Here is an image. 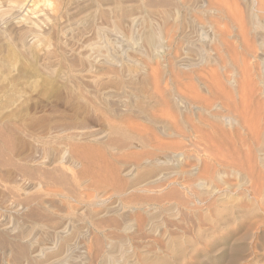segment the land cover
Returning <instances> with one entry per match:
<instances>
[{
    "label": "rangeland",
    "instance_id": "obj_1",
    "mask_svg": "<svg viewBox=\"0 0 264 264\" xmlns=\"http://www.w3.org/2000/svg\"><path fill=\"white\" fill-rule=\"evenodd\" d=\"M148 1L0 0V24L2 23L0 30L3 32L0 31L2 34H0V134L6 135L8 142L5 145L0 139V264H264V225L262 226L264 204L262 205V203L260 204L259 201H256L260 199L258 195H245V190L248 188L249 183H241L244 179L248 181L252 178L250 185L252 188L254 187L253 190L257 188L258 190H254L256 193H264V87L259 82L258 62L256 59L248 57L238 47L242 43V41L240 42L242 36H239L238 31L236 32L235 28L231 27V23L226 22V32L224 34L232 36V39L227 37L223 40L227 41L225 42L227 45H219L221 43L216 44L219 32L214 33V30L211 29H215V27L221 28L222 24L219 26L212 24L213 28L210 29V26L207 25L211 24L204 21L202 11H192L195 15L192 12H183L178 17L176 16V19L174 15L172 18L173 21L175 19L176 23H174L175 21L172 22V18H169L170 21L163 25L160 17L162 10H168V8L172 10L175 7L173 3H177V0H166L167 3L164 0H157V3H151V1L156 2L155 0ZM222 1L224 2V4L221 2L223 5L226 2L227 4L229 3L227 6L225 5L226 9L232 11L234 10L233 8H236V11L238 8V12H232L237 13V16L239 15L237 18H241L239 13L241 12L243 16L242 22L244 20L243 24L248 30L245 17L250 10V0H248V3L245 0ZM245 2L248 6H246L247 4L245 5ZM147 3L151 4V8L146 7ZM158 3L160 6H158ZM162 3L164 4L161 5ZM154 4L157 6L154 7ZM14 5H26L25 10L20 12L21 14H11V9ZM164 5H166V9H164ZM156 7L160 8L156 10ZM105 12L106 14H104ZM117 14H122L123 17H126L122 20L123 17L120 18ZM153 14H155V17H153ZM198 17L203 19L202 23ZM130 18L135 22H131L132 25H129L131 24ZM148 18L150 21H148ZM180 18L183 22L184 19H188L184 23L189 22V25H185L187 28L189 26V30L190 23L191 26H196L194 35H197L195 37L197 41L195 47L201 42V45L199 44L197 48H207L206 50L204 49L205 52L207 51L205 53L207 55H203V57H207L200 58L198 53H191L192 49L187 45V41L185 40L184 43L179 40L177 34H174L171 42L167 39V34L164 33L166 36L163 35L165 38L163 37L162 50L161 48L157 49L159 54L157 53L158 51H153L144 45L143 38L146 36V31L149 32L154 26V28H157L160 25L165 26L164 32L167 29L171 31L170 27L174 24L177 25ZM193 18L196 20H194V23H192ZM128 19L130 21H127ZM189 19H192V22ZM211 19L217 20L216 17ZM141 22L144 25H140L142 24ZM152 23L156 24L152 25ZM195 23L199 26L195 25ZM113 25H117L118 28L117 26L113 27ZM130 26H132L131 29L129 28ZM142 28L146 30H142ZM189 30L186 29L187 32ZM143 31L145 34H143ZM174 31L176 32V27ZM212 31L213 34L210 33ZM233 32L234 37L232 35ZM207 34L211 37L208 38ZM236 36L237 38H235ZM129 38H133L135 42ZM199 38L202 40L200 39L201 41H199ZM210 38L213 39V42ZM249 38H247L248 43L250 41L249 45L256 46V43L252 44L255 42L253 37L249 35ZM207 41H211V43H207ZM164 42H167L171 47ZM205 43L209 46H206ZM167 46L168 48H164ZM232 46L236 48L232 49ZM209 47L213 48L214 51H211ZM142 48L144 49L141 50ZM175 48H177V55H173V52H176ZM185 48L189 50L188 54ZM150 51L155 54H151ZM160 52L164 53L161 54ZM170 53L176 62L182 56L184 58L182 57V61L172 64ZM185 53L189 59H186ZM136 56L137 58H134ZM149 56L150 58L152 57L150 60H148ZM162 57L165 64L168 61V63L170 62L173 65V67L171 66L173 76L180 77V79L183 78V75H185L183 79L191 76L189 81L185 80L187 86L185 88H188V85L193 83L197 89L192 88L193 85L191 84V87H189L195 92L197 91L198 96H202L200 97L201 100H205L204 105L207 107H204L201 102L196 103L195 107V102L193 104L190 102L191 106L185 100L182 103V105H188L187 107L189 108L187 109L188 112H185L186 114L183 113L184 117L187 120L188 118L192 120L188 121L193 124V129L195 128L194 147L192 149L191 147H186L185 152L189 153L188 155L199 158L192 156L187 158L186 161L179 162L178 165L173 166V171L160 172V174H164V172L165 174H161L162 179L158 184L154 183L155 185H149L140 191L135 188L125 193L120 191L119 194V191L116 193L109 187V189L104 190L105 192L101 188L104 183L102 180L106 181L108 178L102 175H107L109 173L108 170L105 172L101 170L98 173L101 175H97V167H94L95 170L90 168L91 171L96 173L91 172V175L86 173L88 176L83 174L82 177H88L87 182H85L86 178L75 177L79 176V172L82 171L81 168L83 167L81 165L73 167V163L69 161H66L67 163H58V165L55 163V166L59 168L56 175L60 174L67 177L66 183L58 186L61 189L58 190V187H55L56 185L43 175L50 168L45 165V160L49 156L47 144L55 146L59 138L63 140L79 135L78 137H85L81 142L83 141L102 149L104 142H107L109 138L108 121L117 122L125 115L133 119L136 117V120L140 117L137 121L147 125L141 118L142 113L138 111L143 110V106L145 110L148 109L152 113L157 109L154 106V101L147 99L149 96H146L151 94L150 90H153L154 78L157 77L154 82L165 81V83H169L166 80L168 79L167 74L166 76L163 75L162 65L164 63L161 60ZM136 59L139 60V63L136 62ZM109 60H112V62ZM243 61L247 65L250 63L248 65L250 71L245 69L247 71L243 72ZM187 63L195 67H193L195 72ZM107 64H109L110 68L114 66L115 69L122 73L121 81L122 84L124 83L120 87L122 91L119 89L118 96H113V98H107V95H104L115 88V83H112L113 79L109 75L110 69ZM133 64L134 66H132ZM141 67L144 70H141ZM174 67L182 70L176 69V72H174ZM253 67L256 69L254 70ZM161 68L162 70H160ZM183 68H185V71ZM188 70L190 71L188 72ZM179 71H183L179 74L180 76L178 75ZM106 72L108 73L106 74ZM154 72L155 74L153 75ZM184 72L186 74H183ZM240 73H242L243 77ZM244 73L246 74L244 75ZM131 74H134V76ZM149 74L152 77L151 79ZM125 75H128V79ZM244 77L245 79H243ZM192 78L193 80H191ZM218 80L219 82H217ZM128 81L130 82L127 84ZM110 82L111 85L109 84ZM213 82L215 85H213ZM142 84H146L147 88ZM210 84L213 87L217 86V88L214 87L215 90H211L213 88ZM160 85L165 86L164 83H160ZM100 86L101 88H106V90L102 91ZM176 86L180 89L179 85ZM141 87L145 90L142 91ZM207 87L209 89H206ZM140 88L142 89L141 91ZM183 92H186L187 95L189 93L185 90ZM203 94L207 98H204ZM221 95L225 96L220 98L219 96ZM227 96H231L232 101L230 99L227 100ZM222 99L225 102H220ZM206 102L208 104H205ZM228 102L231 104L230 107L227 105L229 104ZM209 104L210 106H208ZM123 105L129 108L128 111L124 110ZM205 108L210 110L207 109L208 111H205ZM235 110L240 113L238 114ZM169 113L172 117L176 115L171 113V111ZM231 114L238 117L231 116ZM229 115L233 120L236 119L233 121ZM240 119L243 121L241 122ZM253 124L254 127H252ZM247 126L249 127L247 128ZM102 133L107 137L104 136V138H100L96 142L90 137L91 135ZM87 135L90 136L88 137ZM164 141L167 142L168 139H164ZM134 142L131 144L133 147L129 146L127 150L112 149L111 151V149H104V153L108 157L114 154L116 158L112 159L117 161L130 157L132 153L144 152L147 149L138 147L136 145L138 142ZM197 159L200 160L197 174L199 171L200 174L192 176L189 172ZM94 160L95 163L97 160L96 158ZM36 169L42 170L41 172L44 173L41 174ZM121 172L118 179L121 178L120 180L123 184H131V182L141 179L145 180V178L149 177L148 174L145 177L144 174H137L135 171L132 172V177L124 175V172L121 174ZM167 172L168 174H166ZM153 173L156 174L158 171ZM169 174L172 176L170 177ZM204 174H206V177H204ZM97 177L100 180L104 177L101 180L102 183L97 180ZM110 177L107 179L108 181L110 180L109 183L114 180L121 183L114 177V180L113 178L111 180ZM206 178L209 179L207 180ZM94 179L96 183L97 181L99 182L97 183L98 185H101L98 186L95 181L93 183ZM39 180L42 182L41 185ZM201 180L203 181L201 182ZM116 181L113 183L117 184ZM90 182L102 189L99 188V191L101 190V192L103 191L104 194H107L104 196L102 195L103 192L102 194L99 192L100 196L99 193L93 192L95 185L94 187L91 186ZM84 183L90 184V188ZM106 183L108 182L106 181ZM198 183L203 187L197 185ZM257 183L259 184L257 185ZM79 185L81 188L87 186V188L85 187L86 189H82L84 195L81 188H78ZM202 188H204L203 192ZM206 188L214 191V194L208 195ZM60 191L64 192V196ZM71 191L74 192L73 195H76L78 199L84 198V201L87 200L86 196L96 194V196L101 198L99 199L98 197L99 200L96 199L100 204L89 205L86 202L77 204L65 196ZM201 194L204 195L202 196ZM245 196H248V199ZM112 201H114L115 205ZM123 201L130 203V205L125 206ZM112 205L118 206L114 207ZM111 207L114 209L112 208L111 210ZM36 212L38 213L36 214ZM32 213L34 214L32 215ZM29 214H31V217H29ZM45 214L48 217H52L50 220L56 219V226L59 224L65 225L64 229L62 228L64 235L52 230L53 228L55 229L53 224L55 222L52 221L50 223V220L47 221L49 218L47 216L44 217ZM35 215H37V218ZM40 216L41 218H39ZM43 217L46 219L43 220ZM81 234L85 235V239ZM24 246L26 250L23 249ZM255 254H259L261 257L255 259Z\"/></svg>",
    "mask_w": 264,
    "mask_h": 264
},
{
    "label": "bare ground",
    "instance_id": "obj_2",
    "mask_svg": "<svg viewBox=\"0 0 264 264\" xmlns=\"http://www.w3.org/2000/svg\"><path fill=\"white\" fill-rule=\"evenodd\" d=\"M148 1V0H147ZM151 1V0H150ZM156 2H153V1H151V3H157L158 1L157 0H155ZM163 1V0H162ZM161 1V2H162ZM166 3H167V1L166 0H164ZM172 1V0H171ZM176 1V0H175ZM226 1V0H225ZM228 1V0H227ZM230 1V0H229ZM228 1V2H229ZM245 1H247V3H248V0H245ZM28 2V1H27ZM149 2V1H148ZM160 2V1H159ZM169 3H171L170 1H168ZM174 2V1H173ZM177 3H173V4H175V7L174 8H172V10H170V8H168V10H170V11H168V10H162V14H160L159 12H157V13H159L161 16V18H162V21H163V23L160 21L161 20V18H159L160 20H158L159 22H161L163 25L164 24H166L167 23V21L169 22L170 20H169V18L171 19L174 15V18L177 16H179V14H182L183 12H192V11H202V15H203V17L202 18H204V21L206 22V23H208L209 22V24H211V25H207V26H210V29L211 28H213L212 27V24H214V25H217V26H219V25H221L222 27L221 28H216L215 27V29L213 28V29H211V30H214V33L215 32H219V37H218V40H216V44H219V43H221V44H219V45H223V46H225V45H227L225 42H227V41H223V40H225V38H231L232 36H230V35H225L224 33L226 32V22L227 23H231V27H233V28H235V30H236V32L238 31V34H239V36H242L241 37V40H240V42L242 41V43H241V45H239L238 46V44H237V46L238 47H240V49H242L245 53H246V55L248 56V57H250V58H252V59H256L257 60V64H258V66H259V82H260V84L264 87V0H250V4H249V7H250V10H249V12H248V14H247V16L245 17L246 18V25L248 26V30H246V28H245V25L243 24V22H244V20H243V22H242V18H243V16H242V14H241V12H239L240 13V17L241 18H237L238 16L236 15L237 13H235V12H238L237 10H238V8H237V10L235 11V9L236 8H233V7H235L234 5H231V6H233L232 8L234 9V10H232V11H235V12H232L231 10H229V9H226L227 7H225V5L227 6L228 4H227V2H226V4L225 5H223L224 4V2L221 0H205V1H203V0H177L176 1ZM221 2H223V4L221 3ZM234 2V1H233ZM150 3V2H149ZM169 3H168V5H169ZM244 3V2H243ZM246 2H245V5L247 4ZM164 3H162L161 5H163ZM172 4V3H171ZM173 4H172V6H173ZM230 4H232L231 2H230ZM234 4H235V2H234ZM148 3H147V8H151L150 6H151V4L149 5V7H148ZM167 5V6H168ZM26 6V5H25ZM25 6L24 5H17V6H15L14 5V7L11 9V14H17V13H20V12H22V11H24L25 10ZM154 7L155 6H157V5H153ZM153 6H152V8H153ZM158 6H160L159 5V3H158ZM165 6L166 5H164V9H166L165 8ZM246 6H248V4L246 5ZM168 7H170V6H168ZM238 7V6H237ZM147 8H144V9H147ZM157 8V7H156ZM155 8V9H156ZM158 8H160V7H158ZM158 8L156 9V10H158ZM231 8V9H232ZM161 9H163V8H161ZM246 9H248V7H246ZM156 10H154V11H156ZM145 11V10H144ZM148 11H149V9H148ZM153 11V10H152ZM129 12V11H128ZM150 12V11H149ZM121 13V12H120ZM193 13V12H192ZM197 13V12H196ZM243 13V12H242ZM21 14V13H20ZM104 14H106V12L104 13ZM194 15H195V13H193ZM200 14V13H199ZM204 14H207V15H204ZM119 14H117V16H118ZM121 15V16H120ZM119 15V17L121 18V17H123L122 16V14H120ZM148 15V14H147ZM147 15H145V16H147ZM152 15V14H151ZM155 14H153V17H155L154 16ZM158 15V14H157ZM156 15V16H157ZM192 15V14H191ZM194 15H192V16H194ZM109 16V15H108ZM116 16V15H115ZM149 16H150V14H149ZM148 16V17H149ZM159 16V15H158ZM183 16H185V15H183ZM199 16V15H198ZM201 16V15H200ZM118 17V18H119ZM124 17H126V16H124ZM124 17L122 18V20L124 19ZM130 17H131V15H130ZM195 17H197V16H195ZM212 17H216L217 18V20H212L211 18ZM127 18H128V16H127ZM126 18V19H127ZM136 18H138V17H136ZM147 18V17H146ZM149 18H151V17H149ZM148 18V21H150V19ZM181 18H182V15H181ZM181 18H180V21L177 23V25L176 24H174V25H172L171 27H170V30L171 31H169L168 29H167V31L166 32H164L165 31V29H164V27L165 26H162V25H160V26H158L157 28H154L152 25L154 24V23H152V29L149 31V32H147L146 31V36L143 38L144 39V41H143V39H141V37H140V39L145 43L144 45L145 46H147L149 49H152L153 51H158L157 49H159V48H161L162 47V44H163V41H164V36L163 35H165L164 33H166L167 34V39L168 40H170L171 41V38H173V36H174V34H177L178 35V38H179V40H181L182 42H184L185 43V40L187 41V45L189 46V47H191V49H192V51H190L191 53L193 52H195V53H198V55L200 56V58L201 57H203V55H207V54H205V53H207V51L205 52V50L207 49V48H197V46L200 44L201 45V42L195 47V43H196V39H195V37L197 36H195L194 34H195V28H196V26H191V23H190V30H189V26H188V28H187V26H185V25H189V22L188 23H184V22H186L185 20H187L188 21V19H184V22H183V20H181ZM186 18V17H185ZM190 18H191V16H190ZM244 18V19H245ZM17 19V18H16ZM141 19V18H140ZM155 19V18H154ZM156 19H158V17H156ZM176 19V18H175ZM175 19H174V21H175ZM198 19H201V18H199L198 17ZM198 19H197V22H198ZM241 19V20H240ZM131 20V21H130ZM130 20L128 19L127 21H130V23L132 22V23H135L131 18H130ZM143 20V19H142ZM152 20V19H151ZM172 20V22H174L173 21V18L171 19ZM190 20V19H189ZM192 20V19H191ZM190 20V22H192V23H194V18H193V20L191 21ZM202 20L203 19H201L200 20V22L202 23ZM145 21V20H144ZM196 21V20H195ZM116 22V21H115ZM114 22V23H115ZM143 22V21H142ZM141 22V23H142ZM147 22V21H146ZM153 22V21H152ZM154 22H156V21H154ZM118 23V22H117ZM116 23V24H117ZM128 23V22H127ZM132 23L131 24H129V25H132ZM145 23V22H144ZM150 23V22H149ZM174 23H176V21L174 22ZM2 24V23H1ZM0 24V25H1ZM124 24V23H123ZM146 24V23H145ZM147 24H148V22H147ZM146 24V25H147ZM151 24V23H150ZM149 24V25H150ZM156 24V23H155ZM154 24V25H155ZM158 24V23H157ZM171 24V23H170ZM118 25V24H117ZM117 25H113V27L114 26H117ZM140 25H144L143 23L142 24H140ZM145 25V26H146ZM195 25H198V24H196L195 23ZM144 26V27H145ZM167 26V25H166ZM169 26V25H168ZM199 26V25H198ZM2 27V26H1ZM120 27V26H119ZM148 27V26H147ZM146 27V28H147ZM176 27V32L174 31V28ZM117 28H118V26H117ZM130 29L132 28V26H130L129 27ZM151 28V27H150ZM149 28V29H150ZM204 28H205V26H204ZM2 29V28H1ZM98 29V28H97ZM173 29V30H172ZM186 29L187 30H189V32H187L186 31ZM203 29V28H202ZM201 29V30H202ZM207 29V28H206ZM209 29V28H208ZM229 29V28H228ZM3 30V29H2ZM142 30H146L145 28L143 29L142 28ZM196 30H198V29H196ZM203 30H205V29H203ZM1 31V30H0ZM4 31V30H3ZM103 31V30H102ZM131 31V30H130ZM129 31V32H130ZM206 31V30H205ZM209 31V30H208ZM228 31H230V30H228ZM2 32V31H1ZM197 32V31H196ZM198 32H199V30H198ZM204 32V31H203ZM231 32V31H230ZM235 32V33H236ZM3 33V32H2ZM132 33H133V31H132ZM200 33V32H199ZM208 33V32H207ZM210 33H212L213 34V31L212 32H210ZM209 33V34H210ZM1 34V33H0ZM20 34V33H19ZM25 34H27V33H25ZM143 34H145L144 33V31H143ZM201 34V33H200ZM231 34V33H230ZM2 35V34H1ZM130 35H132V34H130ZM208 35V34H207ZM233 37H234V32H233ZM236 35V34H235ZM249 35L250 36H252L253 37V39L255 40V42H253L252 44H254V43H256L255 45L256 46H251V45H249L250 44V41H249V43H248V40H247V38H249ZM25 36V35H24ZM143 36V35H142ZM198 36H200L199 34H198ZM22 37V36H21ZM129 37H131V36H129ZM135 37H136V35H135ZM139 37V36H138ZM164 37V38H163ZM175 37H176V35H175ZM209 37H211V36H209L208 35V38ZM134 38V37H133ZM130 39V40H134V39ZM204 38H206V37H204ZM235 38H237V36L235 37ZM234 38V39H235ZM137 39V38H136ZM139 39V40H140ZM176 39H177V37H176ZM201 38H199V41H201L200 40ZM211 39V38H210ZM209 39V40H210ZM232 39V38H231ZM250 39V38H249ZM7 40V39H6ZM140 40V41H141ZM237 40V39H236ZM104 41V40H103ZM166 41V40H165ZM174 41H175V39H174ZM178 41V40H177ZM204 41V40H203ZM211 41L213 42V39H211ZM211 41H207V43L208 42H210L211 43ZM251 41H252V38H251ZM134 42H135V40H134ZM137 42V41H136ZM169 42V41H168ZM172 42V41H171ZM170 42V43H171ZM237 42H239V41H237ZM165 44L167 43V42H164ZM175 43V42H174ZM198 43V42H197ZM203 43V42H202ZM167 45H168V43H167ZM171 45V44H170ZM186 45V44H185ZM185 45H184V47H185ZM205 45L206 46H209L208 44H206L205 43ZM204 45V46H205ZM141 46H142V44H141ZM169 46V45H168ZM168 46L167 47H164V48H168ZM177 46H178V44H177ZM176 46V47H177ZM205 46V47H206ZM231 46V45H230ZM95 47V46H94ZM99 47H101V46H99ZM105 47V46H104ZM169 47H171V46H169ZM234 47V48H233ZM188 48V47H187ZM232 49H235L236 47L235 46H232L231 47ZM100 49V48H99ZM144 48H142L141 50H143ZM147 49V48H146ZM145 49V50H146ZM170 49V48H169ZM174 49V48H173ZM177 48H175V50H176ZM183 49V48H182ZM186 49V48H185ZM189 49V48H188ZM190 49V50H191ZM205 49V50H204ZM209 49L211 50V51H214V49L213 48H211V47H209ZM95 50V49H94ZM98 50V49H97ZM139 50H140V47H139ZM144 50V52H146ZM161 50H162V48H161ZM160 50V51H161ZM180 50H181V48H180ZM187 50V49H186ZM121 51V50H120ZM148 51V50H147ZM153 51H150V53L151 54H153L154 52ZM168 51V50H167ZM174 51V50H173ZM179 51V50H178ZM189 50H187V54L189 53L188 52ZM209 51V50H208ZM100 52V51H99ZM104 52V51H103ZM184 52V51H183ZM138 53V52H137ZM158 54H159V51L157 52ZM161 53V52H160ZM164 53V52H163ZM163 53H161V54H163ZM177 53V50H176V52L174 53L173 52V55H177L176 54ZM180 53V52H179ZM117 54V53H116ZM147 54H148V52H147ZM155 54V53H154ZM180 54H182V53H180ZM184 54V53H183ZM236 54V53H235ZM134 55V54H133ZM145 55H146V53H145ZM170 55H171V53H170ZM120 56V55H119ZM131 56V55H130ZM130 56H129V59H130ZM135 56V55H134ZM151 56V55H150ZM150 56H149V59L148 60H150L151 58H150ZM153 56V55H152ZM163 56V55H162ZM169 56V55H168ZM180 56V55H179ZM185 56H186V59H189V58H187V55H186V53H185ZM189 56V55H188ZM195 56H196V54H195ZM194 56V57H195ZM210 56V55H209ZM208 56V58L210 59V57ZM108 57V56H107ZM133 57V56H132ZM146 57H147V55H146ZM164 57H166V56H164ZM175 57V56H174ZM183 58H184V56H182ZM181 57V61L183 60V58ZM191 57V56H190ZM194 57H192L193 59H194ZM205 57H207V56H204L203 58H205ZM112 58V57H111ZM114 58V57H113ZM134 58H137V56L136 57H134ZM144 58H145V56H144ZM171 59H172V64L173 63H178L180 60H178V62H176V60H175V62H174V60H173V58H172V55H171V57H170ZM175 58H177V57H175ZM198 58V57H197ZM202 58V59H203ZM208 58H207V60H208ZM105 59H107V58H105ZM110 59V58H109ZM116 59V58H115ZM146 59V58H145ZM154 59V58H153ZM178 59V58H177ZM137 60V59H136ZM161 60H162V62L164 61L163 60V57L161 58ZM169 60V59H168ZM195 60V59H194ZM199 60H201V59H199ZM198 60V61H199ZM204 60V59H203ZM244 60V59H243ZM105 61H107V60H105ZM104 61V62H105ZM109 61H111L112 62V60H109ZM131 61V60H130ZM139 60H137L136 62H138ZM166 61V60H165ZM170 61V60H169ZM187 61H189V60H187ZM186 61V62H187ZM209 61V60H208ZM208 61H207V63H208ZM215 61V60H214ZM237 61V60H236ZM254 61V60H253ZM98 62V61H97ZM115 62V61H114ZM135 62V61H134ZM161 62V63H162ZM183 62H185V61H183ZM205 62V61H204ZM210 62H211V60H210ZM255 62V61H254ZM253 62V63H254ZM106 63H108V61L106 62ZM139 63V62H138ZM161 63H160V66H161ZM164 64H165V62H163ZM191 63V62H190ZM236 63H238V62H236ZM115 64V63H114ZM131 64V63H130ZM162 65L163 66V70H162V68L160 69V70H162L163 71V75H165L166 76V74H167V76H168V79H166V80H168V82L169 83H165V81H157V82H154V80L155 79H157V77L156 78H154V80H153V90H150L151 91V94L149 95L148 94V92H146V94H148V95H146V96H149V97H147V99H150V100H153L154 101V106H156V110L155 111H153V113L152 112H150L148 109L147 110H145V108H144V106H143V110H140V111H138V112H140V113H142V116H141V118H142V120H144V122H146V124L147 125H145L144 123H140V122H138L137 120L140 118H137V120H136V117H134L135 119H133L132 117H129V116H122L121 118H120V120L119 121H117V122H115V121H108L107 122V127H108V130H109V135L106 133V135H108L109 136V138H108V141L107 142H104V147H102V149L100 148V147H98V146H91V144L89 145V143H84L83 141L81 142V140L82 139H85V137L84 136H80V137H78L79 135H77V137H72V138H65V139H63V140H60V138H59V141L55 144V146H53L52 144L51 145H49V144H47L48 145V147H47V151H48V155L49 156H47V160H45L46 161V166L47 167H50L49 168V170L45 173V174H43L41 171L42 170H38V169H36V170H38L39 171V173H41V174H43V175H45V177L46 178H48V179H50V181L51 182H53L54 183V185H56L55 187H58V186H61L62 184H64V183H66V181H67V177L66 176H64V175H56V173H58V170H59V168H57L55 165V163H57V165H58V163H63V162H66V161H69L70 163H73V167H77V165L79 166V165H81L83 168H81L82 169V171L81 172H79V176H75L76 178H78V177H82L83 176V174H85V176H88V175H86V173H88V174H90L91 175V172H94V171H91V169L93 170H95V168L94 167H97V169L96 170H98V172L96 173V172H94V173H96L97 175H101V174H98L99 172H101V170L103 171V172H105L106 170H108V174L107 173H104V174H107V175H109V176H111L110 177V179L111 178H116V179H118L119 178V175H120V172H121V174L124 172V175H126V176H131L132 177V172L133 171H135L137 174H141V175H145V177H147V175L146 174H148V176L149 177H147V179L145 178V180H139V181H134V182H131V184H123L122 182H121V178L120 179H118V181H120L121 183H119V182H117L116 180H114V178H113V180L114 181H111L110 183H109V181L107 180V179H109V176H107V175H102V176H106V177H108L107 179H106V181L108 182V183H106V181L104 180H102V178L104 179V177H102L101 178V180H102V182H104L103 184H102V186H101V188L103 189V191L105 190V189H112V191H114V192H118V194L120 193V191L121 192H123V193H125V192H127V191H131V189H138L139 191L140 190H143L144 189V187H147V186H151L152 184L153 185H155L154 183H159V181L162 179V175H164L165 174V172H164V174H160V172H162V171H170V170H172L173 169V166H176V165H178L179 164V162L181 163V162H184V161H186V159L187 158H190V157H192L191 155H188L189 153H187V152H185V148L186 147H191V149H192V147H194V142H193V139H194V133H195V131H194V129H193V127L194 126H192L193 124L191 123V122H189V121H192V120H190L189 118H188V120L184 117V115H183V113H185L186 111H187V109H189L187 106L189 105V106H191L190 104L192 103L193 104V102H195V104H194V107H195V105H196V103H198V102H201L203 105H204V102H205V100H201L200 99V97H202V96H198L197 95V91L195 92V90H192V88H196V87H194V85H193V83L191 84V85H193L192 86V88H190L191 86H190V84L188 85V88H185V87H187L186 86V84H185V82L186 81H189L190 80V77L189 78H186V79H183L184 78V76L185 75H183V74H186L185 72L182 74L183 75V78H182V76H181V78L182 79H180V77H175V76H173L172 75V72H171V66L173 67V65L172 64H170V62L168 63V61H167V63L165 64V65ZM185 64V63H184ZM183 64V65H184ZM188 64V63H187ZM242 64H243V72H246L245 71V69H249V67H248V65L250 64H248L247 65V63L246 62H242ZM93 65V64H92ZM106 65V64H105ZM104 65V66H105ZM175 65V64H174ZM178 65V64H177ZM188 65H190V67H192L191 66V64H188ZM195 66H197V64H194ZM255 65V64H254ZM98 66H99V64H98ZM103 66V65H102ZM107 66H108V68L110 69V71H109V75L112 77V83L114 84L115 83V88H114V90H112V91H108L106 94H104V95H107L106 97L108 98V97H112L113 98V96H118L117 95V93H118V90L120 89V87L124 84H122V79H121V72H119V70H117V69H115V67L114 66H112L111 68L109 67V64H107ZM132 66H134V64L132 65ZM146 66V65H145ZM182 66V65H181ZM185 66V65H184ZM183 66V67H184ZM257 66V65H256ZM255 66V67H256ZM106 67V66H105ZM155 67H158V66H155ZM194 67V66H193ZM193 67H192V69H193ZM197 67H199V66H197ZM240 67V66H239ZM248 67V68H247ZM133 68V67H132ZM143 67H141V70H144V69H142ZM147 68V67H146ZM179 68H180V66H179ZM179 68H177L176 67V69H179ZM182 68V67H181ZM186 68V67H185ZM185 68H183L184 69V71H185ZM188 68V67H187ZM195 68V67H194ZM258 68V67H257ZM102 69V68H101ZM140 69V68H139ZM157 69V68H156ZM176 69H175V67H174V72H176ZM189 69V68H188ZM191 69V68H190ZM252 69V68H251ZM253 69L255 70L256 68H254L253 67ZM103 70V69H102ZM105 70V69H104ZM108 70V69H107ZM106 70V71H107ZM124 70V69H123ZM179 70H182V69H179ZM187 70V69H186ZM194 70V69H193ZM125 72H126V70H124ZM140 71V70H139ZM154 71V70H153ZM158 71H159V69H158ZM178 71V70H177ZM190 70H188V72H189ZM234 71V70H233ZM249 71H250V69H249ZM99 72V71H98ZM123 72V71H122ZM125 72L123 73V76H124V74H125ZM135 72V71H134ZM141 73H142V71H140ZM139 72V74H141ZM180 72V71H179ZM178 72V75L179 74H181V72H183V71H181L180 73ZM193 72V71H192ZM194 72H195V70H194ZM213 72V71H212ZM229 72V71H228ZM239 72H240V70H239ZM238 72V73H239ZM242 72V73H243ZM108 72H106V74H107ZM128 73V72H127ZM131 73V72H130ZM147 73V72H146ZM242 73H240V75H242ZM249 73V72H248ZM135 74V73H134ZM134 74H131V75H133L134 76ZM152 74V73H151ZM155 74V72L153 73V75ZM158 74V73H157ZM194 74V73H193ZM233 74H235V73H233ZM246 73H244V75H245ZM129 75V74H128ZM127 75V76H128ZM143 75V74H142ZM160 75V74H159ZM239 75V74H238ZM239 75V76H240ZM126 76V75H125ZM127 76H126V78H127ZM180 76V75H179ZM91 77V76H90ZM105 78H107L106 76H104ZM130 77V76H129ZM149 77H150V79L152 78L151 76H150V74H149ZM173 77V78H172ZM230 77V76H229ZM242 77H243V75H242ZM101 78H103V77H101ZM125 78V79H126ZM210 78V77H209ZM90 79V78H89ZM124 79V80H125ZM128 79V78H127ZM130 79V78H129ZM162 79V78H161ZM163 79H164V77H163ZM162 79V80H163ZM198 79V78H197ZM230 79V78H229ZM228 79V80H229ZM243 79H245V77L243 78ZM94 80H96V79H94ZM131 80V79H130ZM186 80V81H185ZM191 80H193V78L191 79ZM212 80V79H211ZM233 80V79H232ZM99 81H101V80H99ZM126 81V80H125ZM124 81V82H125ZM234 81V80H233ZM245 81V80H244ZM102 82H103V80H102ZM102 82H100L101 84H102ZM111 82L109 83L110 85H111ZM130 81H128L127 82V84L129 83ZM151 82V81H150ZM167 82V81H166ZM193 82V81H192ZM217 82H219V80L217 81ZM241 82V81H240ZM97 83H98V81H97ZM104 83H105V80H104ZM126 83V82H125ZM143 83V82H142ZM146 83V82H145ZM160 83H164L165 84V86L163 87V86H161L160 85ZM214 83V82H213ZM229 83H231L230 81H229ZM99 84V83H98ZM112 84V85H113ZM150 84H152V83H150ZM195 84V83H194ZM199 84H200V82H199ZM239 84V83H238ZM142 85H144L145 87H146V84H142ZM141 85V86H142ZM176 85H179L180 86V89H178L177 88V86ZM213 85H215V83L213 84ZM217 85H219V84H217ZM232 85V84H231ZM245 85V84H244ZM252 85V84H251ZM99 86V85H98ZM144 86H142V87H144ZM190 86V87H189ZM210 86H212L211 84H210ZM220 86V85H219ZM110 87V86H109ZM141 87V88H142ZM214 87H216L217 88V86H214ZM214 87L212 86V88L213 89H211V90H215L214 89ZM248 87V86H247ZM111 89H112V87H110ZM140 88V91L142 90V91H144L145 89L144 88H142L141 89ZM147 88V87H146ZM148 88H149V85H148ZM222 90H223V88L222 87H220ZM100 89L103 91L104 89L106 90V88H101V86H100ZM109 89V88H108ZM110 89V90H111ZM197 89V88H196ZM202 89H203V87H202ZM206 89H209V87H207ZM89 90V89H88ZM104 90V91H105ZM121 90V89H120ZM188 91L189 93H188V95H187V93L186 92H183V91ZM190 90H192L191 92H190ZM122 91V90H121ZM147 91H149L148 89H147ZM150 91H149V93H150ZM202 91V90H201ZM205 91H207V90H205ZM209 91V90H208ZM220 91V90H219ZM250 91V90H249ZM98 92V91H97ZM212 92V91H211ZM216 92V91H215ZM100 93V92H99ZM123 93V92H122ZM130 93V92H129ZM199 93V92H198ZM213 93V92H212ZM220 94H221V92H219ZM245 93V92H244ZM101 94V93H100ZM121 94V93H120ZM120 94H119V96H120ZM132 94V93H131ZM219 94V95H220ZM226 94H227V92H226ZM85 95V94H84ZM83 95V96H84ZM123 95V94H122ZM142 95V94H141ZM223 95V94H222ZM219 96L220 98L222 97H224V96ZM230 95V94H229ZM125 96V95H124ZM127 96V95H126ZM203 96H204V94H203ZM210 96V95H209ZM216 96V95H215ZM99 97V96H98ZM104 97V96H103ZM105 97V98H106ZM138 97V96H137ZM228 97V96H227ZM226 97V98H227ZM242 97V96H241ZM129 98H131V96H129ZM204 98H207V96H204ZM225 98V99H226ZM121 99V98H120ZM125 99V98H124ZM203 99V98H202ZM231 100V96H229L228 97V99L227 100ZM246 99V98H245ZM96 100V99H95ZM187 101V104L188 105H182V103H184L185 101ZM209 100V99H208ZM122 101H124V100H122ZM152 101V102H153ZM189 101V102H188ZM207 101V100H206ZM210 101V100H209ZM222 101H224L223 99L220 101V102H222ZM232 101V100H231ZM233 101H235V99H233ZM133 102V101H132ZM191 102V103H190ZM208 102V101H207ZM205 103V104H208V103ZM225 102V101H224ZM230 102V101H229ZM228 102V103H229ZM94 103V102H93ZM135 103V102H134ZM151 103V102H150ZM211 103H213V102H211ZM210 103V104H211ZM231 103H233V102H231ZM235 103V102H234ZM233 103V104H234ZM241 103V102H240ZM202 104H200V105H202ZM210 104L208 105V106H210ZM199 105V104H198ZM213 105V104H212ZM228 105V107H230V103L229 104H227ZM90 106V105H89ZM124 106V110H126V111H128V107H126L125 105H123ZM132 106H134V105H132ZM140 106H141V104H140ZM206 105H204V107H205ZM234 106V105H233ZM131 107V106H130ZM193 107V108H194ZM196 107H198V106H196ZM203 107V108H204ZM207 107V106H206ZM213 107V106H212ZM215 107V106H214ZM225 107V106H224ZM223 107V108H224ZM228 107H227V109H228ZM216 108V107H215ZM222 108V107H221ZM247 108V107H246ZM134 109H136V108H134ZM139 109H141V108H139ZM201 109H202V107H201ZM207 109H209V108H207ZM206 108H205V111L207 110ZM123 110V111H124ZM171 111V113H175L176 115L174 116V117H172L171 115H170V113H169V111ZM210 110V109H209ZM222 110V109H221ZM228 110H230V109H228ZM113 111H115V110H113ZM135 111V110H134ZM208 111V110H207ZM236 111V110H235ZM234 111V112H235ZM238 111H239V109H238ZM238 111H236V112H238ZM188 112V111H187ZM192 112V111H191ZM229 112V111H228ZM137 113V112H136ZM240 112H238V114H239ZM256 113V112H255ZM186 114V113H185ZM188 114V113H187ZM230 114V113H229ZM234 114V113H233ZM244 114V113H243ZM137 115H140V114H137ZM178 117V119H176L177 117ZM220 116V115H219ZM230 116V115H229ZM231 116H234V115H232L231 114ZM231 116H230V118H231ZM237 115H235L234 117H236ZM138 117V116H137ZM217 117V116H216ZM224 117V116H223ZM227 117V116H226ZM238 117V116H237ZM236 117V118H237ZM250 117V116H249ZM180 118V119H179ZM229 118V117H228ZM229 118V119H230ZM235 118V119H236ZM219 119H221V118H219ZM232 119V118H231ZM230 119V120H231ZM234 119V120H235ZM246 119V118H245ZM101 120V119H100ZM226 120V119H225ZM233 120V119H232ZM233 120V121H234ZM258 120V119H257ZM227 121V120H226ZM229 121V120H228ZM237 121V120H236ZM240 121H241V119H240ZM243 121V120H242ZM241 121V122H242ZM245 121V120H244ZM223 122V121H222ZM250 122V121H249ZM191 123V124H190ZM217 124V123H216ZM222 124V123H221ZM241 124V123H240ZM224 125V124H223ZM230 125V124H229ZM249 126H250V124H248ZM155 126V127H154ZM249 126H247V128L249 127ZM242 127H243V125H242ZM245 127V126H244ZM252 127H254V124H253V126ZM257 128V127H256ZM258 129V128H257ZM221 131V130H220ZM6 132V131H5ZM258 132V131H257ZM104 133V132H103ZM95 134V135H89L95 142H96V140H99L100 138H104V136H105V134ZM251 133V132H250ZM3 134V133H2ZM1 135V134H0ZM61 135V134H60ZM66 135V134H65ZM88 136V135H87ZM88 136V137H89ZM255 136V135H254ZM63 137V136H62ZM68 137H71V136H68ZM105 137H107V136H105ZM57 138V137H56ZM0 139L2 140V142L5 144V145H7V138H6V135L5 136H3V135H1L0 136ZM36 139V138H35ZM58 139V138H57ZM164 139H168V141L167 142H165L164 141ZM87 140V139H86ZM178 140V141H177ZM85 141V140H84ZM134 141H137L138 142V144H136L138 147H140V148H147L146 150H144V152L143 151H141V152H135V153H132L131 154V156L130 157H125V158H123V159H120V160H115V159H112V158H116L115 156H114V154L112 155V156H110V157H108V156H106L105 155V153H104V149H111V151H112V149H114V150H119V151H122V150H127L128 149V147L129 146H132L133 147V145H131L132 143H135ZM47 142V141H46ZM50 143V142H49ZM52 143V142H51ZM94 143V142H93ZM212 144H214V143H212ZM46 145V146H47ZM197 146V145H196ZM9 147V146H8ZM200 148V147H199ZM246 148V147H245ZM190 149V150H191ZM202 149V148H201ZM207 150V149H206ZM46 151V152H47ZM222 151V150H221ZM230 152V151H229ZM130 153V152H129ZM198 153V152H197ZM206 153V152H205ZM121 155V154H120ZM227 156V155H226ZM12 157V156H11ZM66 157H69V158H66ZM119 157H121V156H119ZM194 158H199V157H196V156H193ZM221 157V156H220ZM262 157V156H261ZM94 158H96V160L98 161H96L95 163H94ZM263 158V157H262ZM7 159V158H6ZM114 160H115V163H114ZM220 160V159H219ZM218 160V161H219ZM233 160V159H232ZM254 160V159H253ZM12 161V160H11ZM43 161V160H42ZM200 160L199 159H197V160H195V163H193V165L191 166V170H190V174L193 176V175H195V174H197V170H198V165H199V162ZM4 162V161H3ZM36 162V161H35ZM216 162V161H215ZM67 163V162H66ZM6 164H7V162H6ZM9 164V163H8ZM59 164V165H60ZM97 164V165H96ZM216 164H218V163H216ZM251 164V163H250ZM10 165V164H9ZM13 165V164H12ZM208 165V164H207ZM219 165V164H218ZM62 166V165H61ZM209 166V165H208ZM222 166V165H221ZM8 167V166H7ZM98 167H99V169H98ZM205 167V166H204ZM19 168H20V166H19ZM64 168V167H63ZM70 168V167H69ZM79 168V167H78ZM91 168V169H90ZM27 169V168H26ZM75 169V168H74ZM204 169V168H203ZM211 170V169H210ZM22 171V170H21ZM37 171V172H38ZM154 171H158V173H153ZM173 171V170H172ZM30 172V171H29ZM28 172V174L30 175V173ZM90 172V173H89ZM103 172H102V174H103ZM171 172V171H170ZM200 172V171H199ZM198 172V174H200ZM203 172V171H202ZM202 172H201V174H202ZM205 172V171H204ZM27 173V172H26ZM74 173V172H73ZM175 173V172H174ZM173 173V174H174ZM251 173V172H250ZM20 174V173H19ZM23 174V173H22ZM96 174H94V175H96ZM166 174H168V172L166 173ZM176 174V173H175ZM197 174V175H198ZM206 174L208 175V172L206 171ZM206 174H204L205 176L204 177H206ZM25 175V174H24ZM42 175V176H43ZM76 175H78V173H76ZM92 175H93V173H92ZM196 175V176H197ZM242 175V174H241ZM252 175V174H251ZM151 176V177H150ZM167 176V175H166ZM169 176L171 177L172 175H170L169 174ZM202 176V175H201ZM210 176V175H209ZM243 176V175H242ZM242 176H241V178H242ZM25 177V176H24ZM31 178H32V176H30ZM99 177V176H98ZM97 177V178H98ZM101 177V176H100ZM105 177V178H106ZM252 177V176H251ZM250 177V178H251ZM37 178V177H36ZM38 178H41V177H38ZM83 179H85L86 177H82ZM88 178V177H87ZM87 178H86V181L85 182H87ZM90 178V177H89ZM199 178V177H198ZM203 178V177H202ZM218 178V177H217ZM28 179V178H27ZM34 179V178H33ZM75 179V178H74ZM91 179V178H90ZM90 179H89V181H90ZM96 179V178H95ZM95 179L92 181L93 183H94V181H95ZM164 179V178H163ZM166 179V178H165ZM168 179V178H167ZM204 179V178H203ZM207 179V178H206ZM209 179V178H208ZM207 179V180H208ZM244 179V178H243ZM36 180H38V179H36ZM97 180H100V178H98ZM101 180L99 181V182H101ZM112 180V179H111ZM134 180V179H133ZM136 180H138V179H136ZM198 180V179H197ZM251 180H252V178H251ZM250 179L248 180V181H245V179L243 180V182H241L242 184H246V183H249V186H248V188L245 190V195H258L259 197H260V199L259 200H256V201H259V203L261 204L262 203V205L264 204V193L263 194H261V193H256L255 191L256 190H258L257 188L256 189H254L253 190V188H252V186L250 185V181H251ZM253 180H255V179H253ZM42 181V180H41ZM80 181V180H79ZM78 181V182H79ZM82 181V180H81ZM117 182V184L116 183H113V182ZM200 181V180H199ZM203 180H201V182H202ZM205 181V180H204ZM37 182V181H36ZM39 182H40V180H39ZM38 182V183H39ZM83 182V181H82ZM98 181H97V183H99ZM101 182V183H102ZM130 182V181H129ZM196 182H198V181H196ZM195 182V183H196ZM206 182V181H205ZM209 182H211V181H209ZM221 182V181H220ZM255 182V181H254ZM41 183L42 182H40V185H41ZM44 183V182H43ZM93 183H91L90 182V184H91V186H93L94 187V185H95V188H93V192H95V193H99V192H101V188L100 187H97L96 186V181H95V183L96 184H94L93 185ZM128 183V182H127ZM189 183V182H188ZM206 183H208V182H206ZM253 183V182H252ZM52 184V183H51ZM78 184V183H77ZM84 184H86V183H84ZM90 184H86V185H88V187L90 188ZM121 184V185H120ZM201 184H203V183H201ZM211 184V183H210ZM219 184V183H218ZM254 184V183H253ZM259 183H257V185H258ZM47 185V184H46ZM45 185V186H46ZM53 185V184H52ZM53 185V186H54ZM98 185V184H97ZM101 184H99L98 186H100ZM197 185H199V183L197 184ZM84 186V185H83ZM82 186V187H83ZM200 187L202 186V185H199ZM198 186V187H199ZM205 186H206V184H205ZM208 186V185H207ZM211 186V185H210ZM223 186V185H222ZM80 187V185L78 186V188ZM86 188H87V186H85ZM85 187H83L84 189H86ZM109 187V188H108ZM199 187V188H200ZM203 187V186H202ZM231 187V186H230ZM242 187V186H241ZM258 187V186H257ZM261 187H262V185H261ZM81 188V187H80ZM83 188H81V191H82V193H83V195H84V192H83ZM92 188V187H91ZM99 188L101 189L100 191H99ZM125 188V189H124ZM208 188V187H207ZM205 189L207 192V194L208 195H212V194H214V191H211V189L209 190V189ZM210 188V187H209ZM124 191H123V190ZM146 189V188H145ZM203 190H202V192L204 191V188H202ZM242 189H243V187H242ZM58 190H61L59 187H58ZM77 190V189H76ZM158 190V189H157ZM190 190H191V188H190ZM62 191H64V190H62ZM91 191V192H92ZM102 191V192H103ZM107 191V190H106ZM201 191V190H200ZM227 191V190H226ZM261 191V190H260ZM92 192V193H93ZM102 192H101V194H102ZM105 192V191H104ZM104 192H103V194L102 195H104L105 196V194H107V193H105L104 194ZM228 192V191H227ZM226 192V193H227ZM231 192V191H230ZM243 192V191H242ZM257 192H259V191H257ZM262 192V191H261ZM60 193H62L61 191H60ZM64 193V192H63ZM62 193V194H63ZM72 193V194H71ZM78 193H79V191H78ZM81 193V194H82ZM237 193V192H236ZM54 194V193H53ZM74 194V192H69V193H67V194H65V196L67 197V199H69V200H72L73 202H76L77 204H83L84 202H86L87 204H89V205H95V204H100L99 203V201L97 202V200L96 199H98V197L99 196H96V194H94V195H92L91 194V196H84L85 198H87V200L86 201H84L82 198H80V199H78V197L76 196V195H73ZM225 194V193H224ZM242 194V193H241ZM80 195V194H79ZM98 195V194H97ZM99 195H100V193H99ZM202 195V194H201ZM204 195V194H203ZM202 195V196H203ZM227 195V194H226ZM225 195V196H226ZM234 195V194H233ZM63 196H64V194H63ZM82 196V195H81ZM101 196V195H100ZM107 196V195H106ZM113 196V195H112ZM149 196V195H148ZM209 196V197H210ZM224 196V197H225ZM242 196H244V195H242ZM65 197V198H66ZM80 197V196H79ZM228 197V196H227ZM246 197V196H245ZM248 197V196H247ZM246 197V198H247ZM31 198V197H30ZM38 198V197H37ZM90 198H92L91 200H90ZM103 198V197H102ZM222 198V197H221ZM255 198V197H254ZM258 198V197H257ZM256 198V199H257ZM36 199V198H35ZM99 199H101L100 197H99ZM98 199V200H99ZM231 200H232V198H230ZM244 199V198H243ZM248 199V198H247ZM33 200V199H32ZM217 200V199H216ZM219 200V199H218ZM229 200V199H228ZM26 201V200H25ZM31 201V200H30ZM103 201H105V200H103ZM261 201V202H260ZM60 202V201H59ZM100 202H101V200H100ZM110 203H111V201H110ZM112 203L114 204V201H112ZM123 203H125L124 201H123ZM229 203V202H228ZM235 204V203H234ZM107 205V204H106ZM115 205V204H114ZM114 205H112V206H114ZM123 205V204H122ZM128 205H130V203H125V206H128ZM133 205V204H132ZM157 205V204H156ZM76 206V205H75ZM101 206H103V205H101ZM100 206V207H101ZM108 206H111V205H108ZM116 206H118V205H116ZM116 206H114V207H116ZM124 206V205H123ZM124 206V207H125ZM195 206V205H194ZM123 207V208H124ZM193 207V206H192ZM197 207V206H196ZM200 207V206H199ZM213 207V206H212ZM225 207H226V205H225ZM89 208V207H88ZM112 208L113 207H111L110 209L112 210ZM122 208V207H121ZM126 208V207H125ZM129 208V207H128ZM198 208V207H197ZM238 208V207H237ZM114 209V208H113ZM118 209V208H117ZM146 209V208H145ZM217 209V208H216ZM76 210V209H75ZM109 210V209H108ZM108 210H106V212L108 211ZM110 210V211H111ZM116 210V209H115ZM114 210V211H115ZM114 211H112V212H114ZM176 211V210H175ZM34 212V211H33ZM99 212V211H98ZM105 212V213H106ZM174 212V211H173ZM35 213V212H34ZM34 213H32V215L34 214ZM38 212H36V214H37ZM41 215H43L41 212H39ZM44 213V212H43ZM83 213H84V211H83ZM82 213V214H83ZM108 213H109V211H108ZM116 213V212H115ZM183 213V212H182ZM39 214V215H40ZM70 214V213H69ZM152 214V213H151ZM170 214V213H169ZM213 214V213H212ZM38 215V216H39ZM73 215V214H72ZM168 215V214H167ZM201 215V214H200ZM37 215H35V217H36ZM47 215L45 214L44 215V217H46ZM183 216V215H182ZM224 216V215H223ZM29 217H31V214H29ZM43 217V218H44ZM124 217V216H123ZM185 217V216H184ZM212 217V216H211ZM37 218V217H36ZM36 218H34L35 220H36ZM39 218H41V216L39 217ZM47 218H49V219H47V221L48 220H50V218H52V217H48L47 216ZM54 218V217H53ZM99 218V217H98ZM207 218V217H206ZM46 218H44L43 220H45ZM175 219H177V218H175ZM37 220H41V219H37ZM42 220V221H43ZM56 220V219H55ZM55 220H50L51 222L50 223H52V221L53 222H55ZM182 220H184V219H182ZM181 220V221H182ZM194 220V219H193ZM202 220V219H201ZM207 221V220H206ZM263 222V224H262V226L264 225V219L262 220ZM205 222V221H204ZM62 223V222H61ZM192 223V222H191ZM54 225L56 224V222L55 223H53ZM202 224V223H201ZM53 225V226H54ZM64 224H59V225H55V229L53 228L52 230H56V231H58V233H60V234H62V235H64L63 234V227H65V225L63 226ZM98 225V224H97ZM97 225H95L96 227H97ZM183 225V224H182ZM194 225H196V224H194ZM207 226V225H206ZM52 227V226H51ZM50 227V228H51ZM93 227V226H92ZM180 227H181V225H180ZM195 227V226H194ZM35 228V227H34ZM63 228V229H62ZM7 229V228H6ZM182 229V228H181ZM259 229V228H258ZM30 230V229H29ZM42 230V229H41ZM65 230H66V228H65ZM64 230V231H65ZM214 230V229H213ZM33 231V230H32ZM48 232V231H47ZM54 232V231H53ZM66 232L68 233V231L66 230ZM84 232V231H83ZM87 232V231H86ZM207 232V231H206ZM55 233V232H54ZM57 233V232H56ZM15 234V233H14ZM33 234V233H32ZM66 234V233H65ZM84 234V233H83ZM83 234H81L82 236H84V239H85V235H83ZM36 235V234H35ZM55 235V234H54ZM61 236V235H60ZM91 236V235H90ZM57 237V236H56ZM63 237V236H62ZM62 237H59V238H62ZM70 237V236H69ZM22 238V237H21ZM39 238V237H38ZM90 238V237H89ZM69 239V238H68ZM60 240H63V239H60ZM65 240V239H64ZM66 241V240H65ZM76 243V242H75ZM61 244H63V243H61ZM64 245V244H63ZM66 245V244H65ZM23 249H25V246H24V248ZM26 250V249H25ZM47 250V249H46ZM24 251V250H23ZM49 252V251H48ZM52 252V251H51ZM264 253V252H263ZM264 255V254H263ZM40 256V255H39ZM35 257V256H34ZM261 256L259 255V254H255V259H258V258H260ZM263 257V256H262ZM262 260V259H261Z\"/></svg>",
    "mask_w": 264,
    "mask_h": 264
}]
</instances>
